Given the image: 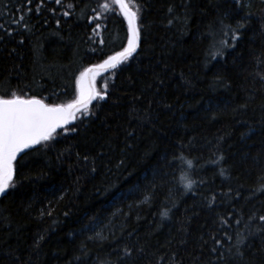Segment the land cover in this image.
<instances>
[{"label": "trees", "instance_id": "obj_1", "mask_svg": "<svg viewBox=\"0 0 264 264\" xmlns=\"http://www.w3.org/2000/svg\"><path fill=\"white\" fill-rule=\"evenodd\" d=\"M125 2L140 46L97 75L108 95L87 116L18 154L0 195V264H264V231L242 259L228 252L264 225L248 219L264 215V0ZM40 3L0 0V96L68 104L84 69L123 51L127 21L112 0ZM21 13L27 28L13 23Z\"/></svg>", "mask_w": 264, "mask_h": 264}, {"label": "snow or ice", "instance_id": "obj_2", "mask_svg": "<svg viewBox=\"0 0 264 264\" xmlns=\"http://www.w3.org/2000/svg\"><path fill=\"white\" fill-rule=\"evenodd\" d=\"M27 2L30 5L32 0H27ZM54 2L60 5L62 0H54ZM112 2L119 6L124 19L127 21V45L123 48V51L109 56L102 64L86 68L80 73V76L76 79L77 97L75 100L68 104H46L42 99H38L35 96L28 99L18 96L15 93L12 94L11 98L0 96V195L5 194L6 191L13 186L12 182L15 171L14 162H16L18 154L23 153L25 149L51 140L53 138V133L56 132L58 128H63L69 123L70 119H76L75 114L77 112H82L87 116L89 114V105L91 102L96 99L104 100L108 95L106 91L101 93L95 88V80L100 71L117 68L120 63L132 57L133 53H135L140 46L141 29L137 23V11L131 10L125 0H112ZM237 2L239 3V0H237ZM41 7H43V0L37 5L36 11L39 12ZM68 7H72V5H68ZM99 7L108 10L109 4L103 3L99 5ZM17 11L19 12L20 9H17ZM28 11L30 12L31 9L29 8ZM169 11H171V9ZM63 15L67 16L69 13L65 11ZM101 18V13L97 12L96 16L89 17V22ZM13 23H16L17 26L23 24L24 27L27 28V24L24 23L23 13L16 17ZM57 23H59V21H57ZM0 27H2V25H0ZM100 27L101 25L97 23L93 31L96 32ZM233 38H235V36ZM103 42L104 41L101 39V43ZM106 87L105 85V88ZM71 130L75 131L76 128L73 127ZM85 159H87V157H85ZM219 160H223V157H219L218 161ZM218 161H213V163ZM183 162L187 164L189 169L193 167L192 160H184ZM224 172V169L220 170L221 175H224ZM179 180L185 193H194L197 181L192 179L187 172L182 174ZM200 183H202V181ZM260 190L264 191V188ZM149 199V195H145L143 202L146 203ZM206 199H210L211 202H214L215 195ZM161 216L167 218L169 216V211H163ZM221 219L224 225L229 224L227 219ZM248 219L250 221L256 219L264 221V215L259 217L253 215L249 216ZM240 222L239 219L235 220L237 224ZM257 231H264V225L254 230H249L247 235H238L236 243L228 248V252L232 253V249L235 248V252L232 254L242 259L245 256V252L241 250L240 245L244 244L249 237L255 235ZM224 237L228 240L233 239L226 231L224 232ZM96 238L104 239L101 233H97ZM211 239L214 245H220L221 248L224 247L222 239L216 238L215 235H213ZM205 243H207V241H205ZM132 251L133 249L126 247L124 249V255L130 256ZM211 251L217 252L218 249L214 246ZM218 259H224L223 252L220 253Z\"/></svg>", "mask_w": 264, "mask_h": 264}, {"label": "rangeland", "instance_id": "obj_3", "mask_svg": "<svg viewBox=\"0 0 264 264\" xmlns=\"http://www.w3.org/2000/svg\"><path fill=\"white\" fill-rule=\"evenodd\" d=\"M101 221H99L98 223H96L93 227H92V231H94L96 234L97 233H101L102 236L105 235V231L108 230L106 228H108L109 222H103L100 223Z\"/></svg>", "mask_w": 264, "mask_h": 264}, {"label": "water", "instance_id": "obj_4", "mask_svg": "<svg viewBox=\"0 0 264 264\" xmlns=\"http://www.w3.org/2000/svg\"><path fill=\"white\" fill-rule=\"evenodd\" d=\"M114 55H115V54H114ZM98 65H99V64H98ZM92 66H94V65H90V66H88L87 68H90V67H92ZM101 71H104V70H101ZM101 71H100V72H101ZM28 98H31V97H28ZM28 98H25V99H28ZM36 98L41 99V98H39V97H36ZM72 122H74V120H71V119H70L69 123H72ZM69 123H68V124H69Z\"/></svg>", "mask_w": 264, "mask_h": 264}]
</instances>
